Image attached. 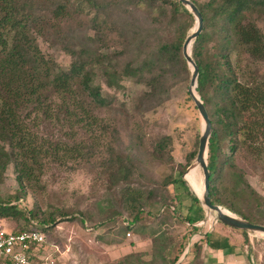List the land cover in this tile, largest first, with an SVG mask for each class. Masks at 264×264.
Instances as JSON below:
<instances>
[{"label": "trees", "instance_id": "obj_1", "mask_svg": "<svg viewBox=\"0 0 264 264\" xmlns=\"http://www.w3.org/2000/svg\"><path fill=\"white\" fill-rule=\"evenodd\" d=\"M191 1L203 18V28L192 43L191 56L198 67L197 92L212 126L207 153L209 196L212 203L264 225L263 211H254L264 205V197L251 187L234 160L241 146L255 157L262 152L257 142L264 136V83L254 71L245 73L241 69L243 79L239 80L238 71L232 69L228 57V53L237 48L258 59L264 57V34L251 20L255 13L264 16V0ZM128 6L143 7L150 14L158 12V17L152 20L159 18L171 36L154 33L122 14L118 21L108 25L110 36L107 39L113 45L110 49L95 47L88 36L77 37L76 43L67 38L66 47L72 60L66 69L40 50L36 35L48 32L59 35V24L79 15L85 8L95 9L91 20L97 26L99 13L127 12ZM32 23L36 25V33L30 30ZM193 25L194 15L179 0H0V180L9 163H13L17 181L23 186L25 181L29 184L36 181L34 174L41 169L38 160L42 155L51 154L56 158L73 151V155L86 157L92 144L42 139L31 127L39 126L40 120L60 122L61 119L89 130L102 121L93 111L108 105L100 85L102 80L108 87L120 88L123 79H134L146 87L140 95L142 101H164L174 84L170 77L180 74L188 78L190 74L182 45ZM72 31H68L69 35L74 33ZM152 35H158L159 39L155 41ZM210 41H213V52L208 48ZM186 93L187 100H192ZM166 140L168 137L163 136L157 141L156 152L164 150ZM110 148L111 154L101 166L110 172L112 180L128 187L130 180H136L134 171L139 168L136 157ZM198 169L195 167L187 174V184L191 185L190 179ZM183 171L181 168L178 176L168 183L178 184L187 191L198 205L199 219L203 220L204 209L181 177ZM144 191L150 207L147 214L158 209V214H162L167 203L157 201V197L151 198L153 190ZM13 198L19 199V195ZM29 212L28 221L35 220L48 227L54 226L58 219L52 213L40 219L36 212ZM141 213L142 210H138L134 220L128 223L138 222ZM17 214L20 211L16 205L0 202V217ZM61 216L65 218L67 214L62 212ZM181 219L185 223L196 222L189 215ZM124 223L125 220L122 221L125 230L134 229L131 224ZM41 228L47 230L44 226ZM151 230L156 234L158 229ZM194 230L193 226L185 241L175 248L168 239L164 240L162 233L157 234L153 241L152 262L160 259L161 264H174ZM170 255L173 256L167 258Z\"/></svg>", "mask_w": 264, "mask_h": 264}, {"label": "rangeland", "instance_id": "obj_2", "mask_svg": "<svg viewBox=\"0 0 264 264\" xmlns=\"http://www.w3.org/2000/svg\"><path fill=\"white\" fill-rule=\"evenodd\" d=\"M106 13L98 14L99 22L95 26L91 20L95 16V9L85 8L79 15L59 24V35L52 32L36 35L40 50L66 69L72 60L66 47L67 38L76 43L77 37L88 36L95 47L110 49L113 45L107 39L110 36L108 25L118 21L122 14L154 33H161L163 37L172 34L159 18L152 20L158 17V12L150 14L143 7L128 6L127 12L110 10ZM251 20L264 34V16L255 13ZM29 27L36 33V25L32 23ZM193 29L194 25L189 33ZM69 30L74 33L69 35ZM151 38L155 41L159 39L158 35ZM208 48L214 51L213 41L208 42ZM228 57L232 69L238 71L239 80L243 79L241 69L245 73L254 71L264 83V57L258 59L241 48L229 52ZM190 74L188 78L180 74L176 78L170 77L174 84L169 88L166 99L160 103L142 101L140 95L146 91V87L134 79H123L120 88L108 87L102 80L100 85L107 96L108 105L93 111L102 121L93 124L89 130L61 119L60 122L40 120L39 126L31 127L42 139L68 143L84 141L87 145L92 144V148L86 157L73 155V151L59 154L56 158L51 154L42 155L38 160L41 169L34 174L36 181L31 184L25 181L23 186L17 181L13 163H9L0 180V202L16 205L20 214L0 217L3 225L10 230H19L28 226L29 211L36 212L40 219L52 213L58 219L54 226L47 228V240L59 246L60 253L55 256H60L62 263L161 264L160 259L152 262L153 244L150 246L148 240H144L145 243L140 240L134 229L148 228L147 223H167L169 226L171 223H185L181 217L186 214L190 195L178 184L173 185L168 181L177 177L181 168H184L181 177L188 181L186 176L193 169L188 172L195 163V157H192L197 151L202 129V119L193 100L186 98ZM163 136L168 140L164 150L159 153L155 151V144ZM257 144L262 147L259 156L251 155L246 147L241 146L234 160L251 187L264 197V136L258 139ZM110 147L136 157L139 164L134 171L136 180H130L128 187L112 180L110 172L101 166L102 161L111 154ZM84 152L87 150L84 149ZM186 181L189 191L201 196L203 174L200 167L190 179V186ZM144 189L153 190L154 196L151 198L157 197V201L167 203L162 214H158L159 209L147 214L150 207ZM15 195H19V199H14ZM170 205L176 211H172ZM138 210H142L141 219L135 222L134 229L125 230L122 221L134 220ZM257 210L264 213V205L254 211ZM62 212L67 214L65 218L61 216ZM85 223L90 230L86 229ZM162 231L174 248L177 243H183L190 232L185 224L181 229L173 228L172 234H167V230ZM127 232L130 234L127 235ZM150 232L152 234V230L148 234L153 239ZM136 242H142L138 251L129 252L125 248L129 246L132 249Z\"/></svg>", "mask_w": 264, "mask_h": 264}, {"label": "crops", "instance_id": "obj_3", "mask_svg": "<svg viewBox=\"0 0 264 264\" xmlns=\"http://www.w3.org/2000/svg\"><path fill=\"white\" fill-rule=\"evenodd\" d=\"M190 200L185 215L193 217L196 222L184 224L189 230L194 226L195 230L188 238L183 253L174 264H264V238L241 229L229 227L223 223L214 221L209 223L210 219H207L208 215L203 207V216H206L203 217V220H200L201 214L198 211V205L194 203L191 197ZM206 220L208 223H205ZM125 221L124 224H131L134 227L135 223H128L131 222L128 219ZM201 221L204 222L199 223ZM147 224L149 225L148 228L138 227L135 235L144 243V240H148L150 246L153 244L154 237L162 233V230H167V234H172L173 228L179 227L181 229L184 227L183 223H171L170 226L167 223ZM152 228L158 229L156 234L150 232L153 239L148 234ZM163 238L164 240L168 239L165 236ZM135 244L132 249L129 246L125 248H128L129 252L138 251L142 242H136ZM146 250H149V248ZM172 256L170 255L167 258L170 259Z\"/></svg>", "mask_w": 264, "mask_h": 264}, {"label": "water", "instance_id": "obj_4", "mask_svg": "<svg viewBox=\"0 0 264 264\" xmlns=\"http://www.w3.org/2000/svg\"><path fill=\"white\" fill-rule=\"evenodd\" d=\"M193 15L195 19L194 29L189 33L182 45V54L190 68V80L188 85V93L194 102V105L202 119V129L199 136L197 153L195 156V163L188 170V172L194 167H200L203 174V191L201 197L195 195L206 210L207 215L214 221L223 223L229 227L241 229L246 232L256 234L264 238V225L253 223L245 218H242L227 209L212 203L209 196V170L207 167V153L209 139L212 133L211 121L208 116L205 105L197 92V77L198 67L191 56V46L193 41L199 36L203 28V18L196 5L191 0H179ZM183 179L185 180L184 176ZM186 181V180H185Z\"/></svg>", "mask_w": 264, "mask_h": 264}, {"label": "built area", "instance_id": "obj_5", "mask_svg": "<svg viewBox=\"0 0 264 264\" xmlns=\"http://www.w3.org/2000/svg\"><path fill=\"white\" fill-rule=\"evenodd\" d=\"M207 219L212 218L208 216ZM41 226L46 229L48 227L30 220L23 229L10 230L0 218V264H6V261L10 264H65L61 262L60 256H55L60 253L59 246L47 240L46 230ZM85 227L87 230L91 229L87 223ZM47 247L49 252L46 251Z\"/></svg>", "mask_w": 264, "mask_h": 264}, {"label": "bare ground", "instance_id": "obj_6", "mask_svg": "<svg viewBox=\"0 0 264 264\" xmlns=\"http://www.w3.org/2000/svg\"><path fill=\"white\" fill-rule=\"evenodd\" d=\"M197 167V166H196ZM195 168V167H194ZM186 180V179H185ZM188 182V181H187ZM189 184V183H188ZM189 186H190V184H189ZM199 196V195H198ZM201 197V196H200Z\"/></svg>", "mask_w": 264, "mask_h": 264}]
</instances>
